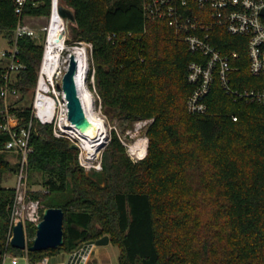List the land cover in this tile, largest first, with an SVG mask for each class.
<instances>
[{
  "label": "trees",
  "instance_id": "1",
  "mask_svg": "<svg viewBox=\"0 0 264 264\" xmlns=\"http://www.w3.org/2000/svg\"><path fill=\"white\" fill-rule=\"evenodd\" d=\"M61 2L75 14L76 40L92 46L89 77L94 76L103 113L127 126L151 121L149 144L147 155L134 161L113 129L102 170L87 174L79 149L55 137L52 125L34 119L29 174H41L47 191H31L30 197L45 208L64 209L65 242L58 249L28 251L29 259L71 253L109 235L120 249L118 264H264V104L235 103L216 80L207 113H189L194 86L187 80L188 66L199 56L167 23L145 19L142 0ZM50 10L49 4L29 6L26 13L48 16ZM17 24L13 0H0V35L12 45ZM37 39L17 41L24 68L10 86L20 101L37 88L44 54V41ZM212 42L224 55L238 54L234 89L264 88V76L250 73L247 37L217 27ZM6 72L0 61V93ZM9 110L28 127L31 107L12 104ZM4 111L0 97V249L23 257L26 252L12 247L7 236L16 188L2 183L18 166L7 159L11 136L1 129ZM36 230L27 223L29 245Z\"/></svg>",
  "mask_w": 264,
  "mask_h": 264
},
{
  "label": "built area",
  "instance_id": "2",
  "mask_svg": "<svg viewBox=\"0 0 264 264\" xmlns=\"http://www.w3.org/2000/svg\"><path fill=\"white\" fill-rule=\"evenodd\" d=\"M13 3L18 14V24L14 30L12 49L2 53L3 60L8 62L5 75L6 83L0 93V97L5 102V123L1 129L11 136V140L6 144V150L16 155L18 166L15 186L16 197L12 205L10 228L7 234L9 243L18 219L24 222L25 229L27 222L37 225L42 220V216H39L38 213L40 201L30 197L31 190L29 189V160L34 152L31 145L33 120L37 119L42 124L52 125L53 134L57 138H67L76 144L79 141L72 133L73 123L69 120L68 100L63 88L61 91H57L55 77L54 80H49L48 75L42 72L49 43L48 39L51 35V26L54 21L60 24V32L65 37L67 46L68 25L60 13L62 2L61 0H13ZM47 4L51 8L48 16L26 13L29 6L38 8ZM142 6L145 19L167 23L174 35L186 43L188 50L199 56L198 60L192 61L188 66L187 80L189 84L194 86V90L186 103L189 113H207L206 100L216 80H219L233 102L264 104V88L238 90L232 87L231 75L236 70L234 61L238 58V54L224 55L221 49L212 42L213 31L217 27L224 28L231 35L247 37L250 73L258 78L264 76V0H142ZM40 19H45L46 24L41 28L34 27L33 22ZM24 36L33 39L42 37L44 41L42 66L28 127L20 126L19 116L10 112L11 104H8L10 98L19 95L16 89H11L10 83L12 82V75L14 76L17 71L24 68V65L17 60V41ZM66 49L61 50L62 60ZM70 54L64 60L65 72L63 70L62 73L57 72L62 84L64 75L69 69ZM60 68L62 69V65ZM89 73L90 68L87 79H89ZM42 79L47 85L44 89L40 88ZM40 95L53 98L58 102V105L52 110L46 104L48 101L45 100L42 103L40 99L39 103ZM144 122L148 124L151 121ZM134 156L139 160L144 158ZM81 246L69 253L68 259L62 262H53L50 257L33 262L28 257V250H25L26 255L23 257L26 259V264H87L94 246L88 243ZM8 255L9 253H3L2 262ZM17 260L18 257H13L14 263Z\"/></svg>",
  "mask_w": 264,
  "mask_h": 264
},
{
  "label": "water",
  "instance_id": "3",
  "mask_svg": "<svg viewBox=\"0 0 264 264\" xmlns=\"http://www.w3.org/2000/svg\"><path fill=\"white\" fill-rule=\"evenodd\" d=\"M60 13L66 19L67 25L76 24L75 14L72 9L62 4L60 6ZM78 41L80 44L83 42L81 38ZM78 72V60L75 54L71 53L69 69L64 75L62 88L68 100L69 120L78 130L85 134L97 127L90 120L85 110L77 80ZM107 145L108 141L102 145L100 150L105 149ZM71 147L73 149H79V145L75 142H71ZM64 219L65 211L63 208H46L43 212V219L36 225L37 230L32 245L28 244L24 222L21 219H18L13 228V235L10 244L16 249L24 251L28 250L31 252L58 249L62 247L65 242ZM88 244L93 246H107L110 244V236L105 235L98 240L88 242ZM2 259L3 252L0 249V262Z\"/></svg>",
  "mask_w": 264,
  "mask_h": 264
},
{
  "label": "rangeland",
  "instance_id": "4",
  "mask_svg": "<svg viewBox=\"0 0 264 264\" xmlns=\"http://www.w3.org/2000/svg\"><path fill=\"white\" fill-rule=\"evenodd\" d=\"M45 24H46V20L40 19L38 21L33 22L32 25L36 28H41ZM67 34H68L67 49L65 50L64 55H63L62 69L60 68L58 73L61 72L62 70L65 72L64 60L67 58V56L70 53H72L71 52L72 47H74L76 45H80L79 41L76 40V33L73 29L72 24H69L67 26ZM37 40L39 41V43H42L43 38L39 37V39H37ZM82 43H85V42H82ZM85 45L88 48L89 58H91V53H92L91 45L88 43H85ZM11 49H12V44L9 42L7 36L4 34H1L0 35V61H3L4 66L7 65L8 61L5 59L3 60L2 53L4 51H10ZM89 64H90V62H89ZM58 73L55 76V86H56L57 91H61L62 90V82L60 80L61 78L59 77ZM12 77H13V75H12ZM87 82H88L89 89L93 94L94 102L96 104V108L101 113V120L102 119L104 120V124L106 126V131L108 133V140H107L108 143L110 142L112 130L113 129L116 130L118 132V134L120 135L121 140L123 141V143L127 147V152L130 155V157L134 161H138L139 159L134 156L136 154H134V153H133L134 155L132 154L131 147L133 145H135L137 141L144 139V138H147V151H148L149 139L146 136V129H147V126L150 122L148 124H146L144 121H136L132 124V126H127L126 124H122L119 121L111 122L108 119V117L102 111L101 99L96 92L93 74L89 77ZM35 96H36V90H35L34 94H30L27 97V100L20 101L21 95L19 94L18 96L10 98V100L8 101V104H11V105L15 104L16 106H20V107L21 106H28V107L32 108L34 100H35ZM26 103H28L29 105ZM78 144H79V163L85 169V172L87 174H90L93 170H96V171L102 170L101 162H102V155H103L104 149H102L100 151L98 158H95L94 160H87L86 156L82 155L83 151L80 148L79 141H78ZM138 157L141 158L140 156H138ZM7 159L12 163H16V161H17L16 155L11 153V152L8 153ZM16 181H17V172H15V173L11 172V173H8L5 175L2 185H3V187L14 188L16 186ZM29 189L33 192H44V193H46L47 189L43 185V177L41 176V174L35 173L29 177ZM45 209H46L45 205L40 203L39 204V210H38L39 216H42V210H45ZM27 223H26V227H27ZM26 237L28 240L27 232H26ZM93 249L101 250L102 246H94ZM108 250H109L108 255L113 259H115L120 253V249L114 245H110L108 247ZM6 264H11V262L6 261ZM20 264H26V261L24 258L21 259Z\"/></svg>",
  "mask_w": 264,
  "mask_h": 264
},
{
  "label": "bare ground",
  "instance_id": "5",
  "mask_svg": "<svg viewBox=\"0 0 264 264\" xmlns=\"http://www.w3.org/2000/svg\"><path fill=\"white\" fill-rule=\"evenodd\" d=\"M48 41L49 43L42 72L48 75L50 78L49 80H54V77L62 65L61 50L67 48L65 37L60 32V24L57 21L52 23L51 35ZM71 52L75 54L79 63L77 80L85 110L90 120L97 127L89 133L84 134L78 130L75 125H73L72 133H74V135L79 140L80 148L83 151L82 155L86 156L87 160H94L95 158H98L102 145L108 140V133L106 131L104 120H101V113L96 108L93 94L90 91L87 82L90 68L88 48L86 47L85 43H81L80 45L74 46L71 49ZM46 87L47 85L42 79L40 88L44 89ZM40 99L42 100V103L45 100L48 101L46 104L52 110L58 105V102L53 100V98H47L46 96L40 95L39 103ZM131 152L137 156H140L141 158L145 157L147 154V138L137 141L136 144L131 147Z\"/></svg>",
  "mask_w": 264,
  "mask_h": 264
},
{
  "label": "crops",
  "instance_id": "6",
  "mask_svg": "<svg viewBox=\"0 0 264 264\" xmlns=\"http://www.w3.org/2000/svg\"><path fill=\"white\" fill-rule=\"evenodd\" d=\"M111 245L108 244L107 246H102L101 250L93 249V252L90 256V259L87 264H118V256L113 259L108 254V247ZM13 257H18L16 263L13 261ZM51 261L53 262H62L66 261L69 257V253L60 252L54 256H49ZM24 257L15 256L13 254H9L2 262V264H6V261H10L11 264H20L21 259ZM25 259V258H24ZM26 261V259H25Z\"/></svg>",
  "mask_w": 264,
  "mask_h": 264
}]
</instances>
